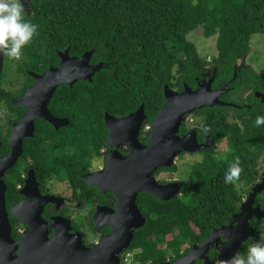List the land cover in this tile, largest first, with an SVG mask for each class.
Instances as JSON below:
<instances>
[{
    "label": "flooded vegetation",
    "instance_id": "obj_1",
    "mask_svg": "<svg viewBox=\"0 0 264 264\" xmlns=\"http://www.w3.org/2000/svg\"><path fill=\"white\" fill-rule=\"evenodd\" d=\"M24 8L25 19L31 21L37 15L34 0H24ZM55 39L45 34L34 36L23 48L19 61L4 55L0 73V264H67L71 258L66 260L63 253L59 258V229L64 231L60 245L68 248L69 256H74L79 241L90 250L101 248L86 264H172L194 248L191 264H226L249 244L264 241V146L260 148L261 140L255 141L263 134L245 141L242 150L232 137L213 131L205 112L196 110L186 115L178 136L197 149L182 151L175 166L160 167L153 173L160 185L179 184L174 198L187 200L193 195L204 169L211 168L215 182L225 183L224 170L236 153L248 159L252 150L255 157L251 164L240 166L243 171L238 181L225 183L229 189L235 188L237 195L221 197L227 202L226 211L216 216L207 236L180 245L179 253L164 243L158 245L160 256H145L135 241L148 221L142 197L154 195L140 191L134 199L91 185L87 176L100 173L97 180L107 189L105 173L110 155L115 159L119 154L128 157L132 145L123 141L127 135L118 137L116 144H108L111 132L106 112V137L91 158L84 99L92 81L89 66L93 64L74 60L88 51L80 54L71 50V45L59 48ZM247 59L248 55L239 58L225 74L213 58H208L197 84L213 79L214 90H228L220 100L229 105L213 107L229 108L225 120L239 127H244L247 114L255 107L264 112V68L253 66ZM220 77L226 80L216 84ZM140 106L126 115H110L122 119ZM145 113L138 139L147 146L152 141L156 118L149 117L146 105ZM132 129L124 124L119 128L120 133ZM208 155L214 159L210 167L205 163ZM175 174L179 176L172 178ZM52 196L53 201L44 202V197ZM136 225L141 226L134 230ZM212 235L213 240L204 245ZM150 236L148 233L147 238Z\"/></svg>",
    "mask_w": 264,
    "mask_h": 264
},
{
    "label": "trees",
    "instance_id": "obj_2",
    "mask_svg": "<svg viewBox=\"0 0 264 264\" xmlns=\"http://www.w3.org/2000/svg\"><path fill=\"white\" fill-rule=\"evenodd\" d=\"M34 7L35 36H54L59 48L71 45L80 54L93 51L92 64L108 65L93 76L84 99L91 158L106 137V112L126 115L144 103L149 117L156 118L166 101L165 85L179 91L185 84L197 88L207 58L200 56L198 46L190 40L193 31L201 29L206 37L217 36L213 60L225 74L250 53L253 35L264 33V0H34ZM224 80L220 77L216 84ZM198 111L205 112L213 131L232 137L242 150L252 136L263 134L255 141L264 142V126H255L256 117L264 112L256 107L247 114L250 119L244 127L225 120L229 108L206 106ZM261 141L260 148L264 146ZM236 156L241 167L255 157L252 150L249 161L239 153ZM213 160L208 155L206 167ZM201 178L187 200L161 201L143 195L148 221L139 230L135 246H141L145 256H160L158 245L164 243L179 253L180 245L202 240L216 216L226 211L227 202L221 197L237 195L235 188L215 182L211 168L204 169Z\"/></svg>",
    "mask_w": 264,
    "mask_h": 264
},
{
    "label": "water",
    "instance_id": "obj_3",
    "mask_svg": "<svg viewBox=\"0 0 264 264\" xmlns=\"http://www.w3.org/2000/svg\"><path fill=\"white\" fill-rule=\"evenodd\" d=\"M92 56L93 51H88L80 59L74 60L77 62H85L89 65L88 63L91 61ZM3 63L4 56H0V73L3 68ZM104 67H108V65L103 62L90 65L89 77L91 80L93 79V76ZM212 84L213 79L205 81V83H199L196 89L185 84L182 92H178L169 85H165L164 94L166 101L160 113L154 120L152 141L147 146L143 145L138 139L141 125L146 118L145 104H142L136 112L122 119L110 115V113L107 112L106 124L111 132L108 144H116L118 137L127 135L126 138H123V141H128L132 145V152L128 157H123L119 154L118 159H115L110 155V167L105 173L108 176L109 185L107 189L103 188L97 180L100 173L87 176L91 185L98 186L101 191L104 192L112 190L122 197L131 196L135 199L140 191H146L161 200L173 199L179 192V184L174 183L168 186L160 185L153 176V173L160 167L175 166L177 164L178 156L182 151H195L197 149L196 146L190 147L185 144V139L178 136L180 126L186 119L187 114H191L193 111L202 109L205 106L213 107L216 105H229L220 100V95L228 90H214ZM123 124L131 125L133 128L132 131L129 130L127 133H120L119 128ZM168 191L170 194H166ZM53 200L54 196L44 197V202ZM144 222L145 219L142 218V224ZM140 226L136 225L134 230ZM58 234L59 258L61 259V254L63 253L66 260L69 258L72 259L71 261H66L67 264H86V260L98 255L101 251L100 247L93 250L87 249L82 241H79L75 246L74 256H69L66 251L68 248L60 245L64 238V231L59 229ZM212 240L213 235L204 242V245L209 244ZM194 253L195 248L189 253V255L180 258L172 264H191L195 259ZM225 258L227 260V257ZM221 262L224 261L222 260Z\"/></svg>",
    "mask_w": 264,
    "mask_h": 264
},
{
    "label": "clouds",
    "instance_id": "obj_4",
    "mask_svg": "<svg viewBox=\"0 0 264 264\" xmlns=\"http://www.w3.org/2000/svg\"><path fill=\"white\" fill-rule=\"evenodd\" d=\"M38 33V25L25 19L24 0H0V56L19 61L22 50ZM255 126H264V116H257ZM207 133L208 129L205 128ZM240 157L235 156L227 165L223 175L225 183L239 180L243 169ZM226 264H264V241L249 244L246 250L237 252Z\"/></svg>",
    "mask_w": 264,
    "mask_h": 264
},
{
    "label": "rangeland",
    "instance_id": "obj_5",
    "mask_svg": "<svg viewBox=\"0 0 264 264\" xmlns=\"http://www.w3.org/2000/svg\"><path fill=\"white\" fill-rule=\"evenodd\" d=\"M199 49L201 57L213 58L217 54V36L206 37L201 29L193 31L189 35ZM247 62L255 67L264 68V33L253 35L251 40V51L248 54ZM178 174L172 175V178L178 177Z\"/></svg>",
    "mask_w": 264,
    "mask_h": 264
}]
</instances>
